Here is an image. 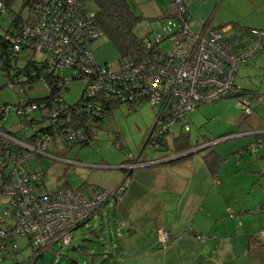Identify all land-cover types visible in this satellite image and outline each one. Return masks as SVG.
Returning <instances> with one entry per match:
<instances>
[{"label": "built area", "instance_id": "built-area-1", "mask_svg": "<svg viewBox=\"0 0 264 264\" xmlns=\"http://www.w3.org/2000/svg\"><path fill=\"white\" fill-rule=\"evenodd\" d=\"M23 4L25 15L18 19L11 32L5 34L11 52L17 55L27 51L28 57L40 60L54 75H63L64 70H68L82 81V93L91 101H95L94 95L102 90H108L112 99L125 104L127 110L135 109L145 101L154 108V120L145 138V141L149 138L152 146L157 145L154 137L168 130L177 120L186 130L188 116L197 105L227 96L234 86L238 67L251 61L264 44V28L252 27L239 38H232L233 33L224 35L223 32L230 28L226 25L193 30L188 24L186 0H171L177 28L143 37L145 47L157 45L161 52L140 60L123 56L110 65L98 63L92 57L91 42L102 31L96 23L94 10L81 0H23ZM5 10L6 4L0 0V13ZM164 37L169 41L165 49L161 47ZM56 79L60 85L61 78ZM235 99L241 113L246 115L253 112L252 105L262 100V95L256 93L249 97L244 92ZM21 102L17 108L19 113L36 107L35 102ZM89 102L88 99L87 104ZM94 104L96 111L99 103ZM52 117L53 113L50 119ZM16 127H25V123L21 121ZM64 128L70 138H75L74 134L79 138L85 136L69 122ZM259 134H264V130ZM18 143L33 151L44 148L40 140L28 145ZM261 143L264 138L255 136L247 148L254 151ZM127 157V168L147 163L141 152ZM8 158L12 160L10 170L16 182L5 184L0 191V259L17 250L16 238L19 236H25L26 244L34 250H44L56 240L61 246H67L72 229L87 221L102 204L112 201L123 190L122 184L90 190L57 187L49 194L38 195L29 180L39 171L27 175L23 154ZM225 209L232 215L230 207ZM5 216L10 219L6 221ZM122 226L123 222L116 221L115 231L119 233ZM154 233L156 245L164 247L169 241L166 229L157 226ZM257 234L263 238L264 229ZM30 258L25 257L19 264H30Z\"/></svg>", "mask_w": 264, "mask_h": 264}, {"label": "crops", "instance_id": "crops-1", "mask_svg": "<svg viewBox=\"0 0 264 264\" xmlns=\"http://www.w3.org/2000/svg\"><path fill=\"white\" fill-rule=\"evenodd\" d=\"M135 1L141 2L146 18L162 19L173 15L171 0ZM259 5L258 0H240L239 6L232 0H186L188 24L193 30L204 26L218 28L223 24L231 27L233 21L241 26L262 27L256 26L254 18L256 11L260 10ZM256 56L245 64L253 63ZM237 73L238 69L234 86L225 97H237L246 88L257 90L239 83ZM259 103L255 104L253 112ZM228 122L227 127L214 135L189 137L187 134L191 143H200L187 150L188 154L183 157L164 156L163 150L159 149L147 157L146 164H137L130 170L124 167L125 158L115 165H104L121 169V174L113 185L103 187H113L121 180L125 182L117 200L106 201L96 211L101 215L105 208V214L112 216L115 240L102 258L106 264H264L263 248H246L247 236L258 228H264V223L256 225L248 217L253 212L252 206L258 202L257 196L250 195V191L247 192L249 196L243 195L240 186L235 189L236 175L230 182L227 174L219 169L220 159L208 164L202 156L203 147L207 146L218 156L214 144L225 138L244 136H248L247 140L240 145L233 139L230 148L235 150L232 153L237 157L240 147L251 153L247 144L264 130V124L254 117L249 119L248 128L242 127L244 123L240 124L237 117ZM231 132L236 134H229ZM141 146H144V141ZM97 186L92 185L87 190ZM226 206L231 207L232 215L226 212ZM116 221L123 222L119 233L114 229ZM157 226L169 234L168 243L161 248L155 243Z\"/></svg>", "mask_w": 264, "mask_h": 264}, {"label": "rangeland", "instance_id": "rangeland-1", "mask_svg": "<svg viewBox=\"0 0 264 264\" xmlns=\"http://www.w3.org/2000/svg\"><path fill=\"white\" fill-rule=\"evenodd\" d=\"M126 1L130 9L141 16L133 27L136 35L144 36L155 32L161 34L164 30L172 31L177 28L178 21L175 16H165L162 19L146 18L141 10V2ZM232 1L239 6L240 0ZM5 2L6 10L0 13V35L9 29L13 15L23 17L26 12L22 0H5ZM258 2L260 3V10L256 11L254 18L256 26L263 28L264 0H258ZM89 8L92 9L90 6ZM234 31L231 26L223 34L229 35ZM168 43V38L164 37L161 40V47L165 49ZM91 49L92 57L98 63L106 62L113 65L118 58L114 44L102 34L92 40ZM3 71L0 69V105L5 102V105L10 108L5 116L0 117V126L13 130L16 128L17 117L11 104L15 102L16 96H23L26 93L28 96L37 97L44 95L45 91L41 82L35 81L29 89H25V92H20L17 86L11 87L5 84L6 77ZM237 74L239 83L245 87H255L258 92H264V44L253 63L239 66ZM82 89V81L72 78L60 90L63 100L67 103H73L77 100L80 101ZM235 98L233 96L223 97L197 105L188 118L189 130H183V127L180 126L181 121L177 120L169 127L168 138L179 132L189 134V137H194L196 134L214 135L229 125L228 120H233L236 117L240 124L244 123L242 127L245 128L249 127L248 121L251 117L264 124V102L259 103L254 112L245 115L241 113V108L236 105ZM153 120L154 108L146 102L132 110H127L125 104L114 105L110 113L102 118L100 127L89 143L73 146L65 155L67 157L59 158L55 155L49 157L31 153L27 157V163L34 168L43 169L42 180L37 187L38 192H46L64 180L71 186L78 185L85 190L92 185H99L100 188H111L103 186L113 185L119 178L121 169L109 168L106 167L107 165H115L129 154L136 155L139 150L145 159L154 154L155 150L151 149L148 144L141 146ZM0 134H5V132L0 131ZM229 134L236 133L231 132ZM246 137L248 136L225 138L222 139L224 141L214 144L213 147L218 151L217 157L221 161L220 171L227 174L229 181L233 180L236 175L235 189L240 186L243 195H248L247 192L250 191V195L255 194L257 196L256 201L258 202L255 207L252 206L253 212L248 217L253 219L256 225H260L264 223V143L257 146L253 151L254 153L251 151L249 154L246 149L240 147L242 149H240V153H236L237 157L232 153L235 149L230 148L233 139L240 145ZM253 139L254 137L250 141ZM206 147H203V150L208 149ZM211 162L215 161L211 160ZM1 209L0 203V212ZM259 210L262 211L258 212ZM4 219L8 221L10 218L5 216ZM71 236V241L67 246H61L59 240L54 241L52 246L44 249L40 255L33 259L32 264H52L54 261L57 262L56 264H106L107 262L102 258L106 256V251L111 248L112 241L115 240L112 216L106 215L105 208H103L101 215L95 213L87 221L72 229ZM16 243L17 250L12 253V257L3 258L0 260V264L2 261H4L3 264H11L15 257L19 260L30 256L33 258L35 253L32 252L31 246L26 244L25 236L17 237ZM84 249L88 252L98 253L96 258L86 254Z\"/></svg>", "mask_w": 264, "mask_h": 264}, {"label": "trees", "instance_id": "trees-1", "mask_svg": "<svg viewBox=\"0 0 264 264\" xmlns=\"http://www.w3.org/2000/svg\"><path fill=\"white\" fill-rule=\"evenodd\" d=\"M3 1L5 2V0ZM81 1L86 6L89 5L92 7V10H94L95 20L102 31V35L114 44L118 52L117 60L123 56L132 58L133 60H140L143 57H152L154 54L161 52L162 49L157 45L144 46L143 37L148 34L138 36L134 33L133 27L141 16L134 13L130 9L126 0ZM19 18L20 17L13 15L10 20L9 29L3 35H0V69L4 70L3 73L6 77L5 84L11 87L17 86L20 92H25V89H29L31 87L30 85L35 81L41 82L42 86L46 85V87H43L45 94L42 96L32 97L26 95V93L23 96L17 95L15 102L11 104L17 117L16 124L23 121L25 123V127H16L11 130L2 125L0 126V131L5 132V134H0L2 135L0 136V191L5 184H13L16 182V177L10 170L12 160H9L8 156H20L21 154L26 156V158L23 159V164L27 175L39 171V174L37 173L35 178H31L29 180L32 184L33 191L36 194L46 195L54 191L57 187H79L78 185L71 186L66 180H64L55 187L48 189L46 192L39 193L37 187L40 184L39 182L42 180L43 169H37L29 165V163H27L28 155L33 153L43 154L49 157H52V155L59 158L67 157L65 155L69 153L73 146L88 144L96 130L100 127L102 118L110 113L114 105L122 103L113 100L110 96L111 93L108 90H105V92L102 90L98 91V93L94 95L93 98L95 101H91V98L87 96L90 100L87 104L88 99H86L83 94L84 89H82L83 93H81L80 101L77 100L73 103L65 102L59 92L61 87H63L69 79L76 78L73 74L68 72V70H64L63 75H54L51 71L46 70L45 65L42 64L40 60L28 57L27 51H23L22 54L15 55V53H12L8 48L7 40H5V34L14 29V26ZM232 27L235 30L232 34V38H239L252 28L248 26H241L235 21H233ZM103 63L106 64V62ZM56 77L61 78L62 83L60 85L56 82ZM240 92H242L241 94L245 92L249 97H253L256 93H259L262 95V100L255 102V104L264 102V92L261 93L255 89L248 88L241 90ZM20 100L22 101L21 104H30L35 102L36 107L19 113L17 108L20 105ZM97 102L99 105L95 111L96 108L94 103ZM255 104L252 105L253 109ZM9 108V106L5 105V102L2 103L0 105V117L5 116ZM51 113H53V119H50ZM68 122L72 127L79 129V131L85 136L83 138H79L78 134H74L75 138L68 137V132L64 128ZM167 132H169V129L165 132L157 134L154 137L153 140L157 143L156 146L150 145L151 142L149 141V138L145 141L144 145L148 144L153 150H163L164 156L179 155L177 157H183L188 154L186 153L187 150L200 143H191L188 140L187 134L184 132L172 134L169 138L166 136ZM257 136L264 138V134H258ZM36 140H40L44 143L42 151H33L18 143V141H20L24 145H28L35 143ZM202 156L208 164H211V160L215 162L219 160L216 154H214L210 149L203 150ZM69 158L71 157L69 156ZM125 159L126 161L129 160L127 156ZM126 169L130 170V168ZM120 184L123 185L124 190V180L119 181L113 187ZM123 190L119 193L118 197L122 194ZM118 197L114 198L112 201H116ZM260 229L264 228H258L254 233L247 236L246 248L252 250H259L261 248L264 249V237L259 238L257 234ZM83 251H85L86 254H90V256L94 258H96V254H98L88 252L85 249ZM32 252H35V255H40L43 250L32 249ZM7 257L11 258L12 253L8 256H2L0 260ZM22 260L23 259H16L15 257L11 264H19ZM31 260L32 259L30 258V262Z\"/></svg>", "mask_w": 264, "mask_h": 264}, {"label": "water", "instance_id": "water-1", "mask_svg": "<svg viewBox=\"0 0 264 264\" xmlns=\"http://www.w3.org/2000/svg\"><path fill=\"white\" fill-rule=\"evenodd\" d=\"M259 132H261V131H259ZM144 143H145V140H144ZM203 147V146H202ZM199 148H201V146L200 147H197L196 149H199ZM188 152V151H187ZM170 157H168V158H165V159H169ZM124 167H125V165H124ZM80 224H82V223H80Z\"/></svg>", "mask_w": 264, "mask_h": 264}, {"label": "bare ground", "instance_id": "bare-ground-1", "mask_svg": "<svg viewBox=\"0 0 264 264\" xmlns=\"http://www.w3.org/2000/svg\"><path fill=\"white\" fill-rule=\"evenodd\" d=\"M12 253H14V252H12ZM35 257H36V256H35ZM35 257H34V258H35ZM34 258H33V259H34ZM33 259H32V261H33ZM32 261H31V263H30V264H32Z\"/></svg>", "mask_w": 264, "mask_h": 264}, {"label": "clouds", "instance_id": "clouds-1", "mask_svg": "<svg viewBox=\"0 0 264 264\" xmlns=\"http://www.w3.org/2000/svg\"><path fill=\"white\" fill-rule=\"evenodd\" d=\"M125 164H126V163H125ZM125 164H124V165H125ZM125 168H127V167L125 166Z\"/></svg>", "mask_w": 264, "mask_h": 264}]
</instances>
